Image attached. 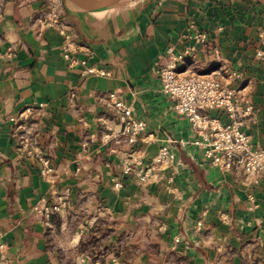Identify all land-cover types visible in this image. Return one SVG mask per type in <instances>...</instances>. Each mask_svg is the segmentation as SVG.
<instances>
[{
	"label": "crops",
	"instance_id": "0c3cea01",
	"mask_svg": "<svg viewBox=\"0 0 264 264\" xmlns=\"http://www.w3.org/2000/svg\"><path fill=\"white\" fill-rule=\"evenodd\" d=\"M147 1L83 9L62 0L74 58L86 63L70 66L57 31L37 35L46 0H0V235L11 264H264V172L254 184L183 146L194 133L158 79L168 47L180 51L187 35L206 32L218 59L200 52L186 68L237 91L252 107L242 131L264 149V57H256L264 0H151L142 9ZM88 67L109 75L83 74ZM111 91L146 124L133 144L106 103ZM27 108L25 146L26 131L10 119ZM166 144L173 167H155L145 181L121 175L127 158L145 172ZM41 198L66 203L50 228L30 213Z\"/></svg>",
	"mask_w": 264,
	"mask_h": 264
},
{
	"label": "built area",
	"instance_id": "2783aa9c",
	"mask_svg": "<svg viewBox=\"0 0 264 264\" xmlns=\"http://www.w3.org/2000/svg\"><path fill=\"white\" fill-rule=\"evenodd\" d=\"M46 9L36 19L38 33L40 36L44 30L57 31L62 37L61 56L68 61L70 66L80 64L85 66L84 61H77L74 55L79 49L74 32L66 24V11L62 0H46ZM190 43L177 51L174 46L166 49L164 54L165 63L158 71V79L161 91L173 101V111L185 117L194 133L192 141L183 142V146L195 147L202 150L203 155L210 161L211 165L220 171H233L243 177L244 180L257 183L259 176L264 172V149L253 147L250 137L242 131L245 118L251 115L252 107L244 103L235 89L224 86L212 74L197 73L186 68V64L198 53L206 52L212 58L218 59L219 51L211 42L206 32L195 30L186 36ZM264 44V37H260ZM8 56H11L9 54ZM256 57L262 59L264 52L259 49ZM83 74L109 75L103 70L88 67ZM233 79L238 75L233 73ZM106 103L112 109L121 126L120 135L127 137L130 144L135 143L144 133L146 124L135 118L130 105L124 103L116 91L106 95ZM42 107V105H39ZM31 108L18 114L10 120L15 123L17 129L26 131L22 143L28 146L33 137L25 127L24 121L32 114ZM212 110L221 111L227 120L221 122L208 114ZM106 127V122H102ZM40 175L48 177L51 173L50 162L42 157L39 159ZM175 155L166 145H162L154 157L151 165L145 172L137 171L135 165L129 158L121 164V175L128 176L137 174L141 181H145L149 173L155 167H173ZM114 189L122 187V177L112 178ZM66 208L65 200L50 201L41 198L37 204L30 209V213L39 219L44 227L50 228V218L61 213ZM202 221L196 223V230H202ZM174 243H179V238H174ZM7 247L1 240L0 235V264H11L8 257Z\"/></svg>",
	"mask_w": 264,
	"mask_h": 264
},
{
	"label": "water",
	"instance_id": "95a60500",
	"mask_svg": "<svg viewBox=\"0 0 264 264\" xmlns=\"http://www.w3.org/2000/svg\"><path fill=\"white\" fill-rule=\"evenodd\" d=\"M71 1L85 8L86 6L89 5H100V4L115 2L119 0H71Z\"/></svg>",
	"mask_w": 264,
	"mask_h": 264
},
{
	"label": "rangeland",
	"instance_id": "374dc122",
	"mask_svg": "<svg viewBox=\"0 0 264 264\" xmlns=\"http://www.w3.org/2000/svg\"><path fill=\"white\" fill-rule=\"evenodd\" d=\"M121 1V0H119ZM151 0L147 1V2H144L142 5H141V8L144 9L149 3H150ZM83 9H85L84 7H81Z\"/></svg>",
	"mask_w": 264,
	"mask_h": 264
},
{
	"label": "bare ground",
	"instance_id": "6f19581e",
	"mask_svg": "<svg viewBox=\"0 0 264 264\" xmlns=\"http://www.w3.org/2000/svg\"><path fill=\"white\" fill-rule=\"evenodd\" d=\"M121 1H122V0H121ZM116 2H120V1H115V2H109V3H116ZM132 3H133V2H132ZM132 3H131V4H132ZM104 4H106V3H104Z\"/></svg>",
	"mask_w": 264,
	"mask_h": 264
}]
</instances>
